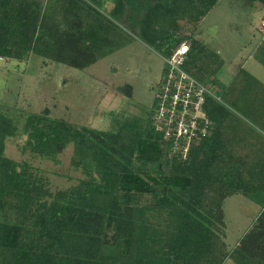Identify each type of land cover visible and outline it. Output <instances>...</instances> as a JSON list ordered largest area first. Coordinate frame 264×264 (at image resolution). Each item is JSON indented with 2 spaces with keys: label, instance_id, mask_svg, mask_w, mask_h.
Returning a JSON list of instances; mask_svg holds the SVG:
<instances>
[{
  "label": "trees",
  "instance_id": "16d2710c",
  "mask_svg": "<svg viewBox=\"0 0 264 264\" xmlns=\"http://www.w3.org/2000/svg\"><path fill=\"white\" fill-rule=\"evenodd\" d=\"M110 1L112 13L135 24L163 56L190 41L186 70L220 85L224 97L249 111L244 116L264 122L258 80L242 69L224 82V58L199 37V23L220 0ZM250 3L264 11V0ZM112 24L89 0H0V58L28 60L35 52L45 64L84 70L112 46ZM252 55L264 65V49ZM119 89L132 96L131 85ZM157 103L156 88L152 109L116 114L109 130L49 112H27L20 130L19 108L0 104V264H225L230 257L264 264V154L247 153L242 119L209 95L211 135L183 159L155 129ZM20 132L27 136L23 152L56 162L73 144L72 162L85 178L52 192L39 170L6 154L7 141ZM234 194L261 209L232 249L223 204Z\"/></svg>",
  "mask_w": 264,
  "mask_h": 264
},
{
  "label": "rangeland",
  "instance_id": "374dc122",
  "mask_svg": "<svg viewBox=\"0 0 264 264\" xmlns=\"http://www.w3.org/2000/svg\"><path fill=\"white\" fill-rule=\"evenodd\" d=\"M89 2L115 26L112 46L96 63L79 70L52 61L45 64L35 52L30 53L28 60L0 58V104L19 108L14 118L20 130L27 112H49L51 117H61L80 126L109 130L116 114L119 118L129 117L131 111L145 114L152 109L157 84L165 69L163 49L146 42L135 24L114 15L110 0ZM198 31L203 43L224 58L220 71L224 82H231L245 69L241 74L247 77L252 74L258 80L254 83H260L257 88H264V65L250 58L255 49H264V11L252 8L250 0H220L201 20ZM128 85L132 86V96L119 89ZM213 91L242 119L237 124L243 126L240 135L249 140L246 149L258 152L264 145V122L244 116L249 111L244 105L240 107L242 103L235 105L224 97L220 85H213ZM256 116L260 117L257 113ZM26 137L20 132L9 139L6 154L16 161H27L33 169L39 170L49 181L52 192L71 188L85 178L72 162L73 144L56 162L30 151L23 152L21 146ZM258 157L261 159L260 155ZM223 209L225 238L233 249L254 224L261 205L243 194H234L224 201ZM225 264H235V260L230 257Z\"/></svg>",
  "mask_w": 264,
  "mask_h": 264
},
{
  "label": "built area",
  "instance_id": "2783aa9c",
  "mask_svg": "<svg viewBox=\"0 0 264 264\" xmlns=\"http://www.w3.org/2000/svg\"><path fill=\"white\" fill-rule=\"evenodd\" d=\"M190 47V41L184 40L172 48L170 56H163L165 69L157 84L155 115V129L170 142L171 155L183 159L211 135L212 123L205 104L209 95L217 97L212 83L186 70Z\"/></svg>",
  "mask_w": 264,
  "mask_h": 264
},
{
  "label": "crops",
  "instance_id": "0c3cea01",
  "mask_svg": "<svg viewBox=\"0 0 264 264\" xmlns=\"http://www.w3.org/2000/svg\"><path fill=\"white\" fill-rule=\"evenodd\" d=\"M250 58H255L253 55H251V57ZM256 59V58H255ZM258 140V139H257ZM262 145V144H261ZM252 147V146H251ZM254 150V149H253ZM253 150H248V152L247 153H249L250 154V156L252 155H254L255 157L257 156V155H259V154H264V145H262L261 146V149L257 152V151H253ZM244 153H246V152H244Z\"/></svg>",
  "mask_w": 264,
  "mask_h": 264
}]
</instances>
